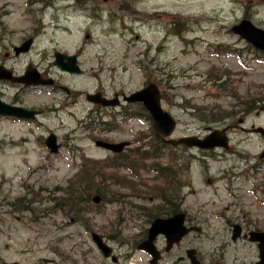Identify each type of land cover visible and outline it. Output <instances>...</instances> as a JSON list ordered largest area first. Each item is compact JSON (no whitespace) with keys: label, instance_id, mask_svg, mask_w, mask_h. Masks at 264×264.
Returning a JSON list of instances; mask_svg holds the SVG:
<instances>
[{"label":"rangeland","instance_id":"obj_1","mask_svg":"<svg viewBox=\"0 0 264 264\" xmlns=\"http://www.w3.org/2000/svg\"><path fill=\"white\" fill-rule=\"evenodd\" d=\"M45 2L0 0L8 32L0 38V59L17 42L37 34L31 51L7 65L20 70L31 65L54 82L52 89L30 90L0 83L3 100L19 95L22 105L45 109L34 125L0 119V264H114L103 257L93 233L114 249L119 264H150L148 255L136 248L152 211L163 215L179 207L158 194L166 190L170 199L182 198V193L171 198L167 182L150 170L152 160L135 157L140 144L148 143L138 139L152 135V123L102 116L100 121H108V126L104 124V133H93L83 122L92 107L86 95L102 88L108 99L129 96L149 79L159 84L162 106L178 122L174 138L204 137L224 127L230 136L231 152L197 161L181 176L190 181L184 208L205 230L194 243L188 241L190 236L182 250L199 248L205 264H255L257 252L232 242L229 223L264 231V138L246 132L252 126L264 128V113L260 108L244 112L252 102L264 106V54L230 29L247 18L264 30V0ZM27 7L35 9L38 23L24 13ZM99 11L104 12L103 21L91 20ZM175 20L189 25L181 35L168 32ZM57 52L76 55L84 73L61 71L55 65ZM73 102L83 107L79 104L76 110ZM211 115L233 118L213 125L208 123ZM51 134L62 144L57 155L44 143ZM92 137L133 143L122 155L128 160L124 169L110 166L115 157L96 149ZM166 157L161 160L167 162L169 152ZM85 167L91 169L89 180L97 185L96 196L102 201L74 214L68 204H59L64 193L58 188L73 184V190L80 189L87 183L80 175ZM30 200L31 210H24L20 202Z\"/></svg>","mask_w":264,"mask_h":264},{"label":"water","instance_id":"obj_2","mask_svg":"<svg viewBox=\"0 0 264 264\" xmlns=\"http://www.w3.org/2000/svg\"><path fill=\"white\" fill-rule=\"evenodd\" d=\"M233 32L240 35L242 38L246 39L249 43L253 44L257 49L264 51V31L257 28L248 20H244L240 25L233 28ZM29 44L24 46V50H28ZM58 65L63 70H68L70 72H77L76 63L74 58H67L65 56L56 55ZM64 60L68 62L65 63ZM0 79L8 80L10 79L4 73H0ZM21 82H24L27 85H36L40 81L37 76L28 74L26 77L21 79ZM128 102H138L142 103L146 110L150 113L155 132L158 138H166L170 136L175 127L176 122L172 116L165 112L161 106L160 93L156 86L150 85L146 89L135 93L130 98L126 99ZM108 104V103H105ZM0 113L2 114H12L17 116H23L19 114L16 109L10 110L9 107L5 106L0 102ZM252 132L261 134L264 136L263 128H253ZM174 145L185 144L189 147H198L200 149H215L217 147L228 149V137L226 136V131H214L210 136L201 140L198 138H183L177 142H172ZM98 146H101L105 149H110L114 152L123 151L124 147L127 146L126 143L118 145H110L104 142H97ZM47 146L51 149V152L56 153L58 151V146L56 145L55 137L51 136L47 141ZM96 202L99 199L95 200ZM183 215L175 216L169 219H157L153 222L149 229L148 238L143 242L139 249L143 250L153 256L152 264H155L160 258V254L157 251L154 242L160 235H164L167 239V250H170L175 243H179L183 236H185L188 231L183 227ZM253 241H260L264 243V233H252ZM240 236V228H235L233 239L236 240ZM93 239L102 251V253L108 257L111 255L112 250L104 244L101 237L94 234ZM261 250V263L264 264V248L260 245ZM115 261V259H114Z\"/></svg>","mask_w":264,"mask_h":264},{"label":"flooded vegetation","instance_id":"obj_3","mask_svg":"<svg viewBox=\"0 0 264 264\" xmlns=\"http://www.w3.org/2000/svg\"><path fill=\"white\" fill-rule=\"evenodd\" d=\"M88 1L89 0H87L86 3H88ZM34 10L35 9H33V8L27 7V9H26V11H24V13H26L27 15L28 14H32V16L34 18V22L38 23V20L34 16ZM102 13L104 14V12H102ZM5 14L6 13H3V15H1V11H0V15H1L0 16V28H1V36H0V38L1 39H4L6 37V35L8 34L5 22L3 20H1L4 17ZM37 37H38V35L34 34L31 38L35 42ZM25 41L17 42L18 44L13 45L11 47V52L5 53L4 57H1V59H0V67L3 70H6L7 72H10V74L14 78H19V77L24 76L25 73L27 72L28 67L25 70H20L19 68L9 67L7 65V63L10 60H14V59H17V58L25 55V53H19L18 54V50L22 47V45L24 44ZM32 48H33V46H32ZM79 66H80V64H79ZM18 86H20V85H18ZM94 94L95 95H92V96H95L99 100H102L104 98V96H106V95H104V90L102 88H99ZM1 95H2V93H0V96ZM17 98H19V95L16 96L15 98H11V99L8 98L6 103L10 104L11 106L14 105V106L21 107V108H23L25 110L37 111L40 114L39 117H42L44 115V113H45L44 109H42L40 107H32V106L31 107H29V106L27 107L26 105H22V100L21 99H17ZM85 100H86V102H88L92 106L91 109H90V112L88 113V116L85 118L87 121L91 122L92 120H94V118L98 119L100 116H104V111H107V109H104V107L100 106V104H95V103L91 102L88 99V95H86ZM79 104H80L81 107H83V105L81 103H79V102H73V107H75L76 110H78L79 109ZM122 106H124V105H122ZM0 119L1 120H6V119L17 120V119L11 118V117H3V116H0ZM17 121H20V120H17ZM93 123H94V121H93ZM186 201H187V198L166 199V202H168V204H172V205L173 204H177V205H179V207L178 206L171 207V208H169V210L176 212V214L184 212V214L186 215V218H185L186 226L187 227H197V228H199V230L197 231L198 234L196 236H194L195 234L192 233V234L186 236L178 245L174 246V248H172L170 251H166V249H161V251H160L161 252L160 260L158 261L157 264H194V263L195 264H205V262H204V260H203V258L201 256L199 248H197V247H187L184 250H182L183 249L182 247H185L186 244L188 243V241H191L190 243H194V242H196L198 240L199 237L202 236V234L205 233L204 226L201 223V221L198 218L193 217L192 214L189 213L184 208V204L186 203ZM0 206H1V197H0ZM0 210H1V207H0ZM229 224H230V227L233 226L231 222ZM242 227H243L244 235L249 234L252 231H257L256 229H254L252 227H248L246 224L242 225ZM190 236H191L192 239L188 240L190 238ZM245 239L242 238L239 241H237L236 243H238V242L246 243L251 249H253V250H255V252H257V255H258V258H259L258 244H252V243H250L249 241H247ZM159 240H164V239L160 238ZM159 240H158V244H159ZM178 249L180 251L181 250L182 251L181 252H177L176 250H178ZM190 250H193V253H191V256L194 259V262H192V260L188 257V252ZM215 264H220V262H216L215 261ZM255 264H258V261Z\"/></svg>","mask_w":264,"mask_h":264},{"label":"trees","instance_id":"obj_4","mask_svg":"<svg viewBox=\"0 0 264 264\" xmlns=\"http://www.w3.org/2000/svg\"><path fill=\"white\" fill-rule=\"evenodd\" d=\"M186 26H189L188 23H182V22H174V27L173 30L177 33L180 34L182 31L186 30ZM255 102H252V104H247V110L248 111H252L255 108ZM226 118L225 115H216V116H209L208 121L211 123H218V122H222L224 121ZM145 137V136H144ZM143 138H139L138 140H143ZM147 144H142L140 148H137L135 151V156L138 159L141 160H152V164H151V171L155 172L156 175H158L160 180H163L165 182H167L165 185L168 186V188H170V191L172 193L171 198L176 197V191L174 190V186L176 189V185L174 184L173 180L175 179V173L177 172V169L174 168L172 171H170L169 167H163V164L165 165V163H163L161 161L162 158H164V156L166 155V153L170 152L171 149L169 147L166 148V146L160 142L159 140L155 139L154 137H151L150 140L147 141ZM121 158V157H120ZM120 158H115V160L111 163H108L110 166L112 167H117L119 168V166H123L126 165V163L128 162L127 160H125L124 158H122V160H119ZM153 160H158L157 162H154ZM125 162V163H123ZM162 162V163H159ZM167 165V164H166ZM83 175V179L82 181H85L87 183L80 185V189H78V187L73 190L74 188L72 185H69L66 188L63 187H59L58 188V193H64L61 197H58V200H60L59 204H61L62 206L65 204H68L70 207H72L71 211L74 212V214H79L80 211L82 209L86 210V209H92V207H95L92 203V196H96V189H97V185L95 186L94 183L92 181H90L89 179H91L90 174H91V169H89V167H85L82 172ZM98 175H100L98 173ZM97 178H99L100 180L102 179V181H104V177L102 176H96ZM92 182V183H90ZM175 191V192H174ZM159 198H170L167 194L166 190H162L160 192V194H158ZM106 197L104 196L103 201L107 200L105 199ZM22 205V208L31 210V206L30 204L32 203V201H28L27 203L25 202H20ZM57 209H60V207L57 205L56 206ZM148 213H151V211H149ZM169 212H164L163 215L168 214ZM81 214V213H80ZM152 215L154 216H162V213L158 210L152 211Z\"/></svg>","mask_w":264,"mask_h":264},{"label":"bare ground","instance_id":"obj_5","mask_svg":"<svg viewBox=\"0 0 264 264\" xmlns=\"http://www.w3.org/2000/svg\"><path fill=\"white\" fill-rule=\"evenodd\" d=\"M60 28H61V27H60ZM63 30H65V31H66L67 29H66V28H63ZM67 31H70V30L68 29Z\"/></svg>","mask_w":264,"mask_h":264}]
</instances>
